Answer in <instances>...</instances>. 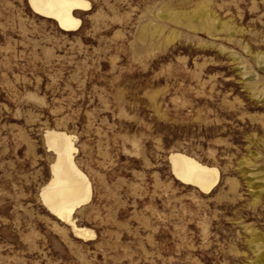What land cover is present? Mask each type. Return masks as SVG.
Wrapping results in <instances>:
<instances>
[{"label":"rangeland","instance_id":"374dc122","mask_svg":"<svg viewBox=\"0 0 264 264\" xmlns=\"http://www.w3.org/2000/svg\"><path fill=\"white\" fill-rule=\"evenodd\" d=\"M88 1L62 30L0 0V264H258L264 0ZM48 129L73 136L92 237L42 204ZM171 152L216 186L176 179Z\"/></svg>","mask_w":264,"mask_h":264},{"label":"bare ground","instance_id":"6f19581e","mask_svg":"<svg viewBox=\"0 0 264 264\" xmlns=\"http://www.w3.org/2000/svg\"><path fill=\"white\" fill-rule=\"evenodd\" d=\"M27 1L34 13L53 19L62 30L77 29L81 21L75 13L90 7L88 0ZM45 140L55 158L50 165V178L39 191L42 204L59 220L68 223L76 236L92 237L91 229L77 225L74 220L76 209L91 197V183L74 158L73 136L62 130L48 129ZM168 160L176 179L192 184L200 191L208 192L218 182L219 171L215 166L202 164L182 152H171ZM257 261L264 264V251L258 255Z\"/></svg>","mask_w":264,"mask_h":264}]
</instances>
